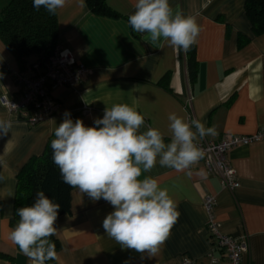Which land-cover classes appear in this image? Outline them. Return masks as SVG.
I'll use <instances>...</instances> for the list:
<instances>
[{
    "label": "crops",
    "instance_id": "0c3cea01",
    "mask_svg": "<svg viewBox=\"0 0 264 264\" xmlns=\"http://www.w3.org/2000/svg\"><path fill=\"white\" fill-rule=\"evenodd\" d=\"M244 2L169 0L174 11L195 17L201 28L192 45L194 77L189 80L186 51L163 42L152 44L128 24L136 0H105L116 16L91 12L86 0L83 7L78 0H66L56 14V46L68 49L87 74L75 87L53 90L54 114L34 125L0 103V117L13 122L7 136H0V264H31L8 239L21 167L43 153L65 112L93 126L106 107L116 104L135 107L145 117L140 131L158 128L166 144L171 142L168 116L172 113L186 122L199 119L206 127H215V135L196 141L228 135L261 137L227 152L238 183L233 189L223 187L202 161L184 171L157 163L141 176H151L167 188L180 213L159 253L151 258L108 237L102 222L113 206L103 199L93 202L74 188L69 212L55 224L60 249L52 264H175L182 256L207 262L210 240L203 200L208 196L214 199L212 214L219 231L247 240L240 264H264V34H253ZM239 35L248 38L241 47ZM13 65L12 55L0 41V96L10 99L20 88L9 73ZM83 107L87 111L82 113Z\"/></svg>",
    "mask_w": 264,
    "mask_h": 264
},
{
    "label": "clouds",
    "instance_id": "9594fccd",
    "mask_svg": "<svg viewBox=\"0 0 264 264\" xmlns=\"http://www.w3.org/2000/svg\"><path fill=\"white\" fill-rule=\"evenodd\" d=\"M78 3L84 6V0ZM65 4L66 0H33L36 10L43 7L52 15ZM128 24L136 33L146 34L152 44L163 42L184 51L197 42L201 31L195 17L174 11L169 0H136ZM168 120L171 142L166 144L158 128L140 131L145 117L127 104L106 107L93 126H85L79 118L73 122L65 112L51 141L52 159L62 181L93 202L103 199L113 206L102 222L107 236L149 258L159 253L180 213L167 188L151 176H141L157 163L177 171L189 169L205 155L195 143L197 138L216 134L214 126L206 127L199 119L189 124L172 113ZM12 128L10 118L0 117V136H7ZM7 195L12 196L11 190ZM60 207L40 190L31 206L15 210L19 220L8 239L31 264L58 259L49 238L57 234Z\"/></svg>",
    "mask_w": 264,
    "mask_h": 264
},
{
    "label": "trees",
    "instance_id": "16d2710c",
    "mask_svg": "<svg viewBox=\"0 0 264 264\" xmlns=\"http://www.w3.org/2000/svg\"><path fill=\"white\" fill-rule=\"evenodd\" d=\"M86 4L95 14L116 16V13L110 11L105 0H86ZM244 10L253 34H264V0H245ZM57 38L56 15L48 13L43 7L36 10L33 7V0H0V41L12 55L18 70L33 63H43L57 45ZM246 42L248 38L239 35V47ZM192 48L191 46L186 51L189 80L194 77L195 59ZM71 119L75 122L76 116ZM55 129L48 137L43 153L31 157L17 173L13 213L8 220L12 229L19 220L15 210L31 206L37 191L40 190L61 205L58 217L70 210L71 191L74 188L62 181L59 168L52 159L51 141L55 139ZM49 239L58 251L59 241L54 236ZM53 262L54 260H48L46 264Z\"/></svg>",
    "mask_w": 264,
    "mask_h": 264
},
{
    "label": "built area",
    "instance_id": "2783aa9c",
    "mask_svg": "<svg viewBox=\"0 0 264 264\" xmlns=\"http://www.w3.org/2000/svg\"><path fill=\"white\" fill-rule=\"evenodd\" d=\"M87 72V68L77 63L68 49L55 46L43 63H33L22 70H9L12 79L20 88L14 99L1 95L0 103L23 121L34 125L54 114L57 103L52 91L61 86L75 87ZM85 111L87 107L81 109L82 113ZM260 137V134L228 135L218 140H202L195 143L205 152L200 161L206 170L217 174L223 187L233 189L238 183L235 171L227 160V152L235 146L247 144ZM203 207L207 213L205 229L210 240V249L205 255L207 262L182 256L175 264H240L242 254L248 249L245 236L232 237L219 231L212 214V197L204 198Z\"/></svg>",
    "mask_w": 264,
    "mask_h": 264
},
{
    "label": "rangeland",
    "instance_id": "374dc122",
    "mask_svg": "<svg viewBox=\"0 0 264 264\" xmlns=\"http://www.w3.org/2000/svg\"><path fill=\"white\" fill-rule=\"evenodd\" d=\"M13 67H14V70H17V67H16V65H13Z\"/></svg>",
    "mask_w": 264,
    "mask_h": 264
}]
</instances>
